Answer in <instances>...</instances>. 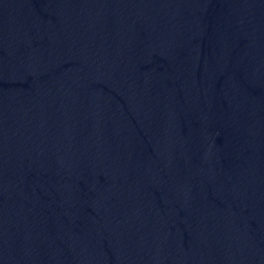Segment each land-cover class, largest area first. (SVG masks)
<instances>
[{
    "label": "water",
    "instance_id": "obj_1",
    "mask_svg": "<svg viewBox=\"0 0 264 264\" xmlns=\"http://www.w3.org/2000/svg\"><path fill=\"white\" fill-rule=\"evenodd\" d=\"M0 264H264V0H0Z\"/></svg>",
    "mask_w": 264,
    "mask_h": 264
}]
</instances>
